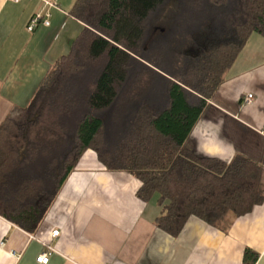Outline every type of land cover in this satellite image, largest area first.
Segmentation results:
<instances>
[{"label":"trees","instance_id":"1","mask_svg":"<svg viewBox=\"0 0 264 264\" xmlns=\"http://www.w3.org/2000/svg\"><path fill=\"white\" fill-rule=\"evenodd\" d=\"M68 14L82 25L68 52L0 122V216L33 232L87 150L156 195L171 236L262 202L255 161L186 140L249 34L264 37V0H75Z\"/></svg>","mask_w":264,"mask_h":264},{"label":"crops","instance_id":"2","mask_svg":"<svg viewBox=\"0 0 264 264\" xmlns=\"http://www.w3.org/2000/svg\"><path fill=\"white\" fill-rule=\"evenodd\" d=\"M74 1L45 6L48 26L28 32L25 24L41 0H0V122L13 106L28 103L51 63L68 52L82 27L68 14ZM186 146L225 162L234 154L255 161L262 202L227 224L190 216L171 236L155 226L161 211L156 195L141 201L134 177L106 171L87 150L33 232L0 216V264H264L263 36L249 34ZM244 250L256 254L253 262L249 255L244 259ZM40 254L45 263L36 260Z\"/></svg>","mask_w":264,"mask_h":264},{"label":"built area","instance_id":"3","mask_svg":"<svg viewBox=\"0 0 264 264\" xmlns=\"http://www.w3.org/2000/svg\"><path fill=\"white\" fill-rule=\"evenodd\" d=\"M16 1V0H12ZM56 0H41V8L35 11L30 17L28 18L25 29L26 31L30 32L32 29L37 25L40 24L42 26H48L49 24V12L47 9L43 10V8L46 6V8L51 7L54 5ZM251 99V94H246L244 97L245 102H249ZM58 234L57 230L51 231V236L55 237ZM36 260L40 263H45L47 261V257L44 254H40Z\"/></svg>","mask_w":264,"mask_h":264},{"label":"rangeland","instance_id":"4","mask_svg":"<svg viewBox=\"0 0 264 264\" xmlns=\"http://www.w3.org/2000/svg\"><path fill=\"white\" fill-rule=\"evenodd\" d=\"M155 199V197H153Z\"/></svg>","mask_w":264,"mask_h":264}]
</instances>
